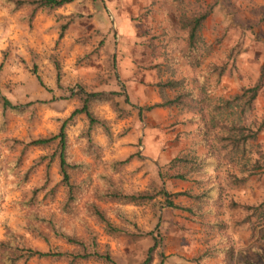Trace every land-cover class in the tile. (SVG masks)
I'll list each match as a JSON object with an SVG mask.
<instances>
[{
  "label": "rangeland",
  "instance_id": "374dc122",
  "mask_svg": "<svg viewBox=\"0 0 264 264\" xmlns=\"http://www.w3.org/2000/svg\"><path fill=\"white\" fill-rule=\"evenodd\" d=\"M211 4L214 8L199 30L196 51L185 58L186 33L179 28L178 17L183 11L191 14ZM25 13L23 9L10 13L0 2V91L24 109L9 112L0 123V239L7 226L30 245L48 247L26 231L28 209L19 204L41 188L35 195L34 209L62 219L79 237H84L83 226H89L100 245L108 246L116 264H139L155 236L167 255L165 264H264L259 227L253 230L248 212L235 206L264 201V80L251 108L243 112L238 106L214 108L252 85L264 66V0H74L50 13L41 10L31 27L23 20ZM69 19L73 21L57 42L59 25ZM51 53L61 67L58 84L48 60ZM171 78L180 80L179 89L191 90L202 100L201 112L179 106L139 112V107L161 100L156 84ZM80 85L128 95L131 115L124 119L115 118L108 104L92 105L96 114L109 121L112 134L108 141L97 128L93 140L102 148V159H117L111 158L109 146L133 128L134 152L122 159L134 155L114 178L124 188L158 193L155 200L139 204L100 203L110 218L123 226V234L108 235L100 224L80 212V206L77 214H61L62 187L53 196L46 194L59 179L56 167H52L50 182L43 190L42 167L25 175L44 152L26 144L58 130V119L78 104L72 93ZM166 93L174 95L173 90ZM209 117L216 121L214 128H207ZM84 123V117L79 116L67 130L70 152L75 159L91 163L89 170L75 177H86L95 184L100 166L92 156L81 153ZM223 124L252 129L260 126V130L239 152L224 157L226 150L219 149L210 172L189 174L186 179L173 177L167 164L176 155H200L209 150V144L224 145L217 139L226 134ZM255 161L261 166L252 168ZM249 171L252 174L243 183L234 182ZM208 188L212 197L201 201L174 196L180 191L196 194ZM160 189L176 204L200 207L201 214L190 215L167 206ZM116 207L126 213L129 222L114 217L112 209ZM250 219L260 221L257 216ZM49 239L52 248L69 247L63 240ZM24 264L67 263L33 258ZM78 264L104 263L89 260Z\"/></svg>",
  "mask_w": 264,
  "mask_h": 264
},
{
  "label": "trees",
  "instance_id": "16d2710c",
  "mask_svg": "<svg viewBox=\"0 0 264 264\" xmlns=\"http://www.w3.org/2000/svg\"><path fill=\"white\" fill-rule=\"evenodd\" d=\"M73 1L74 0H0L1 4L6 6L10 13L22 9L26 10L23 20L27 23L28 27L32 26L36 14L41 10L50 13ZM92 1L95 2L96 0ZM213 8L211 4L191 14L183 11L178 17L179 28L186 33V45L182 50V54L185 58H189L190 55L196 51L199 41V30ZM60 16L62 15L58 17ZM72 21L73 20L69 19V21L59 25L57 42L64 36L65 30ZM48 60L55 68L56 82L58 84L61 76L59 60L54 53L48 56ZM223 70L222 67L220 74H222ZM37 80L39 84L43 86L44 83L38 75ZM263 80L264 66H261L258 78L252 85L243 87L239 93L223 100L221 104L214 108L218 109L221 108V106L225 108L238 106L241 112L251 108L262 87ZM180 84V80L173 78L159 81L156 86L159 89L161 100L150 105L139 107V112L143 110L150 111L155 108L179 106L181 108L186 107L190 110L197 108L200 113L201 108L199 107V102L202 100L197 99L196 95L191 90L179 89ZM167 89L173 90L174 95H167ZM72 96L78 101V104L66 117L58 119V130L55 133L31 139L26 144L39 147L44 152L35 159L25 175L35 167H42L44 182L41 187L43 190L50 182L52 167H56L59 179L47 190L46 194L53 196L58 187H62L63 195L60 200L59 212L63 215H74L78 213V206H80V212L100 224L108 235L123 234V226L117 225L100 203L139 204L155 200L158 193L148 189L135 190L124 188L119 181L114 178V174L118 173L120 168L126 164L134 154L124 159H102V148L93 140V132L97 128H100L106 135L108 141H110L112 137L111 128L107 119L93 111L92 105L108 104L114 112L115 118L124 119L131 115V109L127 107L131 106L129 97L126 93H122V91L94 90L82 85L72 93ZM22 110H24L23 107L13 104L0 91L1 125L6 121L9 112L19 113ZM79 116H83L85 120L80 133L81 137L85 140L81 153L84 156H92L91 158L100 166V170L95 175V184H92L91 180L86 177H75V175L86 172L91 167L90 162L84 159H75L70 152L67 130ZM207 124V128H214L216 121L212 117H209ZM222 127L226 130V134L217 137V139L218 142H225L223 146L218 148L213 144H209V150L206 153L200 155L178 154L168 162L167 167L173 170V177L186 179L189 174L210 172L214 169L216 163L214 156L216 154L218 155L219 149L222 148L226 150L223 155L224 157L228 156L231 152H239L241 146L245 145L247 141H254L256 139L260 130V126L257 129H252L250 127L237 126L236 124H223ZM0 129L2 130V128ZM259 154L261 155L262 153ZM261 156L264 160V156ZM254 164L252 168L261 166L259 161H255ZM251 174L252 171H249L245 177L235 178L234 176V182L243 183ZM40 189L41 188L34 189L32 194L28 198L21 199L19 204L23 208L28 209L24 225L26 231L40 238L48 247L46 249L34 247L26 241L22 234L5 226L4 237L0 239V264H24L33 258L50 261L63 260L67 264H78L89 260L100 261L104 264H116L108 246L102 247L100 245L96 234L89 226H83L84 237H79L74 227L66 228L64 226L62 219L56 218L53 214L46 215L35 210V195ZM158 192L165 197L164 203L167 206L187 211L190 215L201 214L198 213L200 207L176 204L167 191L160 189ZM211 192V188L196 194H192L188 191H180L175 193L174 196L185 195L189 199L201 201L211 198ZM235 206L243 208L248 212L247 221L250 222L253 230L259 227L257 232L260 234V238L264 239V201L258 205L236 203ZM112 213L120 222H129L123 210L116 207L112 209ZM254 216H257L260 221L256 223L252 222L250 218ZM215 226L221 227V223H215ZM50 236L63 240L69 247L65 249L52 248L50 245ZM152 238L153 244L148 248L145 258L139 264H152L153 262L154 264H165L167 255L160 249V239L156 236Z\"/></svg>",
  "mask_w": 264,
  "mask_h": 264
},
{
  "label": "crops",
  "instance_id": "0c3cea01",
  "mask_svg": "<svg viewBox=\"0 0 264 264\" xmlns=\"http://www.w3.org/2000/svg\"><path fill=\"white\" fill-rule=\"evenodd\" d=\"M156 110L161 109L156 108ZM133 131L134 129L131 128L127 133H123L121 136L117 137V142H114L112 145L109 146V150H111V158L113 157L117 159H122L123 157H125V155L134 152L135 148L131 145L135 136Z\"/></svg>",
  "mask_w": 264,
  "mask_h": 264
}]
</instances>
